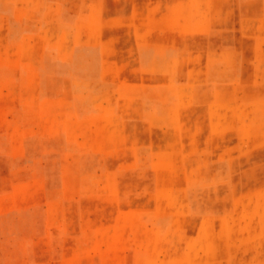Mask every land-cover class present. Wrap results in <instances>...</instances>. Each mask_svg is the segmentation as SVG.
Wrapping results in <instances>:
<instances>
[{"label":"rangeland","instance_id":"obj_1","mask_svg":"<svg viewBox=\"0 0 264 264\" xmlns=\"http://www.w3.org/2000/svg\"><path fill=\"white\" fill-rule=\"evenodd\" d=\"M0 264H264V0H0Z\"/></svg>","mask_w":264,"mask_h":264}]
</instances>
